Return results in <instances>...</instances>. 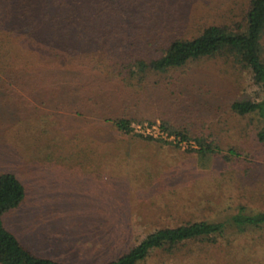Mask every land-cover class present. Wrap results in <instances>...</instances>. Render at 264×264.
<instances>
[{
    "label": "rangeland",
    "instance_id": "rangeland-1",
    "mask_svg": "<svg viewBox=\"0 0 264 264\" xmlns=\"http://www.w3.org/2000/svg\"><path fill=\"white\" fill-rule=\"evenodd\" d=\"M215 1H225L227 22L240 19L247 5V0ZM25 41L19 30L0 32V56L11 61ZM167 74L179 78L185 95L181 107L187 108L194 133L217 136L223 152L234 147L237 157L225 162L220 155L187 151L185 141L175 147L117 135L91 112L69 122L57 115L55 129L49 112L66 110L4 97L0 68V173H14L25 188L22 202L2 219L24 245L60 260L103 264L158 227L196 220L226 223L240 206L264 211V142L255 134L261 121L255 112L240 114L230 106L264 96L250 69L224 52L160 75ZM148 104L133 108L134 116L154 117ZM155 119L131 125L135 132L166 137ZM161 250L137 264H264V227L239 230L226 224L215 242L189 239L172 257Z\"/></svg>",
    "mask_w": 264,
    "mask_h": 264
},
{
    "label": "trees",
    "instance_id": "trees-1",
    "mask_svg": "<svg viewBox=\"0 0 264 264\" xmlns=\"http://www.w3.org/2000/svg\"><path fill=\"white\" fill-rule=\"evenodd\" d=\"M225 4L215 0H0V32L19 30L26 38L11 61L0 56L4 97L66 110L63 115L49 112L55 129L60 126L57 115L69 122L91 112L117 135H137L175 147L185 141L187 151L220 155L230 162L239 152L231 146L223 152L211 133L195 134L192 120L186 119L187 108L181 107L185 95L179 78L160 75L225 52L249 68L264 90V0H247L241 18L231 22L224 20L229 19ZM147 102L154 117L134 116L132 109ZM230 106L240 114L257 113L261 124L255 134L264 142V96L234 100ZM156 117L166 137L135 132L131 125L133 120L154 122ZM101 164L108 163L102 160ZM24 196L22 181L12 172H1L0 263L81 264L37 253L4 225L3 214ZM226 224L239 230L264 227V211L247 212L240 206L226 223L196 220L158 227L103 264H137L159 249L172 257L189 239L215 242Z\"/></svg>",
    "mask_w": 264,
    "mask_h": 264
}]
</instances>
